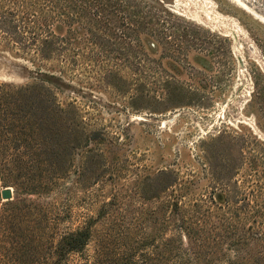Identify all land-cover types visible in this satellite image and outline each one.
Instances as JSON below:
<instances>
[{"label": "rangeland", "instance_id": "obj_1", "mask_svg": "<svg viewBox=\"0 0 264 264\" xmlns=\"http://www.w3.org/2000/svg\"><path fill=\"white\" fill-rule=\"evenodd\" d=\"M137 1L141 18L115 25L142 27L103 40L133 57L117 88L82 57L78 67L42 60L0 32V85H45L73 104L80 136L51 154L57 176L29 160L11 172L9 155L37 141L0 136V264H53L61 236L84 227L90 258L101 248L135 264H264V0ZM49 23L66 35L62 19ZM66 259L83 264L80 253Z\"/></svg>", "mask_w": 264, "mask_h": 264}, {"label": "trees", "instance_id": "obj_2", "mask_svg": "<svg viewBox=\"0 0 264 264\" xmlns=\"http://www.w3.org/2000/svg\"><path fill=\"white\" fill-rule=\"evenodd\" d=\"M13 7L0 6V32L14 45L22 50H32L42 60H50L53 56L61 63L80 66L78 57L86 60L85 65L99 70L98 76L102 83L120 87L116 82L118 66L124 62L133 64L129 51L118 49L115 42L103 41L114 39L117 31L123 36L129 35L137 27H142V20H135V28L118 30L115 23L123 24L128 16L140 17L144 10L137 0H7ZM132 9V11H129ZM116 13V14H114ZM113 17L110 18V16ZM141 18V17H140ZM143 18V17H142ZM62 19L67 25L64 36H56L50 31V21ZM74 24L77 28H74ZM75 40H77L75 42ZM82 40V41H81ZM92 47H111L106 55L96 52ZM97 50V49H96ZM114 52V54H111ZM132 52V51H131ZM133 53V52H132ZM73 104L62 107L57 104L51 90L43 84L26 85L19 88L0 85V136L9 132L17 138L25 130L31 140L37 141V146L15 149L12 155L0 150V158L9 155V163L13 171L21 172L25 160L38 165L48 164L53 176L61 173V168L49 160L51 154L57 159L66 155L69 138L78 143L79 134L71 132L74 128V118L70 115ZM76 128V127H75ZM16 129V132L15 130ZM92 139H95L92 136ZM74 144V143H73ZM39 163H36L38 162ZM10 165V164H9ZM42 169V168H40ZM11 177V176H10ZM51 180V178H46ZM47 180L43 182H24L23 188L29 190L46 189ZM13 217L11 215L9 218ZM6 218V217H5ZM3 218V220H5ZM15 218H13V223ZM90 237L89 229L69 232L61 236L55 247L56 262L62 264L71 253H80L83 264H135L136 262L123 258H115L101 248H96L95 255L90 258L83 254ZM64 260V261H63ZM121 262V263H120Z\"/></svg>", "mask_w": 264, "mask_h": 264}, {"label": "water", "instance_id": "obj_3", "mask_svg": "<svg viewBox=\"0 0 264 264\" xmlns=\"http://www.w3.org/2000/svg\"><path fill=\"white\" fill-rule=\"evenodd\" d=\"M1 197L4 200H11L12 199V189L11 188H4L1 190Z\"/></svg>", "mask_w": 264, "mask_h": 264}]
</instances>
